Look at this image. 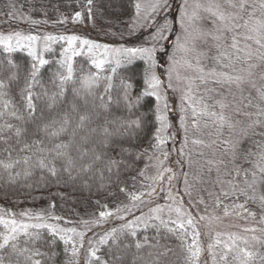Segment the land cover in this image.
<instances>
[{
	"label": "snow or ice",
	"instance_id": "1",
	"mask_svg": "<svg viewBox=\"0 0 264 264\" xmlns=\"http://www.w3.org/2000/svg\"><path fill=\"white\" fill-rule=\"evenodd\" d=\"M246 2L247 0H241L237 5L232 0H225L229 7H239L241 10L246 7ZM259 6L264 9V0H260ZM85 7L89 17H91L92 0H87ZM167 7V0H156L151 10L158 12ZM135 8L137 15H139L141 5L136 3ZM201 8L212 18L213 23V29L203 31L201 35L205 38L211 37L212 40L216 41L215 47L218 50V55L213 59L218 63L221 59L229 60V64L222 65V67L230 68V71L217 72L213 68L205 72L204 67L200 64V58L206 53L200 52L195 57L196 71L200 73L196 78L202 83L207 79H212L217 84L227 85L229 89L235 86L241 91L243 90L242 86L246 83L255 87L253 83L255 70L264 65V51H261L264 49V42L259 38L255 39V44L259 46L256 50H253L249 44L240 47L237 39L238 34H236L231 36L230 45L224 44L226 33L247 27L248 21H245L244 25L235 23L239 17L235 13L225 12L221 8L219 0H208L206 6L196 4V10L191 15L187 13L185 6L181 5V26H184L185 19L190 24L200 20L198 10ZM249 15L252 14L249 13ZM80 17L81 12L77 11L74 13L73 19L78 20ZM31 23L36 24L39 21L32 20ZM258 23L260 22L258 21ZM261 26L264 27V24ZM169 28L170 22L165 21L164 25H161L150 39L153 41L163 39L164 31ZM249 31L258 32V29L253 27ZM244 39L251 40L253 37L245 36ZM39 40H41L40 36L24 35L20 32L7 35L0 34V47H2L3 53L7 54L5 58L0 59V153L6 154L4 158L0 159V169L9 173L10 182H14L16 177L20 175V172H16L13 176L10 170L19 165L24 166L23 174L25 177L31 176L34 170H40L42 179L44 178L43 174H47L57 178V182H59L58 178L61 174H67L69 180H76L88 176L89 173H102L105 170L111 173L113 169L118 171L125 158L135 150L145 127L143 114H138L137 110L141 98L146 95L156 98V120L160 122V127L156 128L153 134L157 141L153 147L159 148L165 142L164 138L160 136L162 130L168 126L166 118L161 114L159 103L162 100L159 91L162 81L154 71H150L155 67L154 47L112 49L107 45L82 39L76 35H45L43 37L45 50H48L50 42L60 40L67 43V47L62 50V58L55 61L58 67L50 71V75L45 81L42 68L50 62L37 53L36 43ZM77 43L79 49L75 47ZM186 45L187 41L180 43V38H177V48L186 52L194 51L193 48H188ZM85 48L90 57L91 65L98 71L82 75L79 80V87H71L77 83L72 58L83 54L82 50ZM229 48L232 50L231 52L227 51ZM24 49L27 50V55L31 57V62L27 67L10 58L12 53ZM100 50H103L102 58ZM138 58L144 60L147 65L144 80L146 87L140 95L133 97L131 77H121L118 85L114 84V78L122 64L130 65ZM254 58L260 63H253ZM237 63L243 66L237 68L235 66ZM105 65L110 66L111 72L106 76H101L100 71L105 69ZM188 66L193 67L191 62L188 63ZM169 75L171 76V70ZM261 79H264V72H261ZM102 80L105 82L104 91L97 92L96 89ZM191 84L192 81L189 82L188 92H191ZM37 87L40 88V91H35ZM69 88H71V97H69ZM209 91L213 90L210 89ZM257 91L260 93V100L264 101V92L259 89ZM17 96L19 99H16ZM188 98L187 94L182 97L183 100ZM250 103L251 101H249ZM216 104L219 105V112L209 111L207 104L199 110L193 107V117L207 116L219 129L222 130L225 126L232 129L234 124L231 117L224 111L228 105L223 101H216ZM243 115L248 117L255 115L257 117L255 121L249 124V127H254L261 123L259 118L264 116V109L258 106L256 113H243ZM184 119L185 117L181 116V120ZM195 123L196 121L193 120L194 125ZM194 142L201 143V141ZM223 143L227 145L229 141L225 140ZM13 153H16L15 157ZM139 155L137 153L138 157ZM164 155L167 156V153ZM262 159H264V153H262ZM259 170L264 173V167ZM139 175H144L143 170ZM252 175L254 179L252 183L247 184V187L255 193L254 185L258 181L255 179L256 173L253 172ZM156 178L153 177L152 179ZM168 179L171 180L172 177H168ZM83 183L88 186L87 180H84ZM103 189H105V185L100 184L97 193L100 194ZM120 191H125V189L121 188ZM239 192L250 200L258 198L264 207V195L259 197L255 194L248 196L246 189H239ZM131 199L137 201L140 196L131 194ZM97 203L100 202L97 201ZM106 207L107 205H101L102 210L99 211L95 220L81 221L85 228L89 224L102 223L109 217L119 216L121 211L127 212L129 210L125 206L123 209L117 207L114 212H111L103 210ZM235 207L244 208V205L238 204ZM150 211L153 216L149 219L160 220L161 224L167 226V223L157 215L160 211L159 207ZM175 211L179 216L185 215L180 208H176ZM225 214H227V209H225ZM249 214L255 215L254 213ZM25 217L27 221L35 220L37 222H26ZM49 217L59 219L53 217L51 213L45 216L39 212L33 214L31 210L21 212L20 218L17 219L15 214L10 211L0 209V226H2V230H0V264H5V257H7V264H46V261L54 264L58 255L54 250L57 240L63 242L65 254L76 258L75 264H79L81 248L77 246L76 237L82 241L85 238L84 232H78L76 228H62L57 224L45 223L44 221ZM204 218L203 216L200 217L201 220ZM120 219L123 220L124 217L121 216ZM261 222L264 223V217L261 218ZM140 223H147L143 219V215L136 217L135 221L129 220L126 223H121L119 227L112 228L100 235L98 240H89V247L83 264H137L138 261H143V264H161L160 257L167 255L170 248L160 245L159 240L156 244H148V237H145L143 243L139 240L134 245L127 242V236L136 237V228L139 227ZM172 223L176 227L169 228V232L175 233L177 230H183L178 238L181 239L182 247L187 253L185 256L186 264H197L203 251L198 243L200 233L188 232L186 229V225L194 227L193 217L188 213L186 220L172 221ZM44 231L48 233L50 239L45 238ZM245 231L255 232L256 229H245ZM186 236L192 237L191 243H187ZM236 239H240V237L233 239V245L225 246L227 251L220 255L219 259L226 261L231 252L234 253L233 261L235 264H252L257 259L258 253L249 250L247 247L236 246ZM251 239L257 243H264L257 236H252ZM216 243L218 244L219 240ZM245 244H247V240H245ZM101 246H107L108 251L104 254H98L101 252ZM145 246L150 249L147 254L150 259L139 255ZM132 247L136 249V252L132 253L131 260H128L127 255ZM42 248L48 250L44 251ZM159 248H163L164 251H152V249ZM213 248V244L207 245V251L211 255L212 262L216 264ZM259 260L264 264V255H259ZM64 264H74V262L66 260Z\"/></svg>",
	"mask_w": 264,
	"mask_h": 264
},
{
	"label": "rangeland",
	"instance_id": "2",
	"mask_svg": "<svg viewBox=\"0 0 264 264\" xmlns=\"http://www.w3.org/2000/svg\"><path fill=\"white\" fill-rule=\"evenodd\" d=\"M155 2L156 0H135V4L139 3L141 5V10L139 15H137L136 8L134 7L133 16L126 31L127 34H131L133 31L142 27H147L160 14L166 12L171 7L174 9L173 21H170V28L167 29L164 38L165 42H170L166 55L165 57L160 56V61L158 62L156 57H154L155 67L150 69V71H154L157 75L156 64L163 63L165 79L160 85L159 91L162 100L159 103L161 114L166 118L168 126L160 133V136L164 138L165 142L157 148V152H154L144 171V176L148 177L146 179L149 185L148 201L155 202L160 198L162 203L154 208L159 207L160 211L157 215L160 216V219L166 220V222H172L174 220L183 221L187 219L188 213L191 214L194 220V227L186 225V229L188 232L196 231L200 233L198 243L203 249L197 264H213L211 255L207 251V245L210 243L214 245L213 252L216 255V264H235L233 261L234 253L231 252L228 254L226 261L219 259L220 255L227 251L225 246L233 245V239L235 237H240V239L235 240L236 246L247 247L249 250L258 253L257 259L252 264H262L259 260V255H264V243H257L251 238L252 236H257L261 241H264V231H261V229H264V223L261 222V218L264 217V207H262L258 198L256 200H250L240 194L239 189H246L248 196L255 194L259 197L260 195H264V173H261L259 170L264 166L260 162V159H257V163L245 171L243 170V166L236 163L235 160L237 148L241 142L251 133L259 131L264 124V116H261L259 118L261 121L259 125L249 127V124L255 121L257 117L255 115L251 117L243 115V113H256L258 106L264 109V101L260 100V93L257 91L259 89L261 92H264V79H261V72H264V65H261L260 68L255 70V76L253 77L255 87L252 84L246 83L242 86V91L236 89L235 86L229 89L227 85L222 86L212 79H207L202 83L196 78L200 75L195 67L197 53H206L205 56L200 58V64L204 67L205 72L213 68L217 72L230 71V68L222 67V65L229 64V60L221 59L218 63L213 59L218 55V50L215 47L216 41L212 40L211 37L205 38L201 35L203 31L213 29L212 18L203 11V8L198 10L201 17L200 20L190 24L185 19L184 26H181V5H184L187 13L191 15L196 10V4L206 6L208 0H167L168 7L166 9L153 12L151 8ZM232 2L239 5L241 0H232ZM219 3L225 12L235 13L239 17L235 23L244 25V22L248 21L247 27H241L235 29L234 32L226 33L224 44L230 45L232 42L231 36L238 34L237 39L240 47L249 44L253 50H256L259 46L255 44V39L259 38L264 42V27L261 26L264 24V9H261L259 6L260 0H247L246 7L243 10L239 9V7H229L225 3V0H219ZM9 8L8 15L0 11V23L8 20L17 26H29L33 24L31 21L35 20V18L29 15L31 10L30 2H28L26 9L24 7L19 9L17 7ZM249 13L252 15L250 16ZM2 16H6L7 18L4 19ZM33 27L35 30L33 28L30 33L25 30H19L18 32L24 35L32 34L40 36L41 40L37 41L36 48L37 53L42 55L45 50L43 37L49 34H44L43 36L40 31H37V28L40 27L38 23ZM253 27L257 28L258 32L249 31ZM0 34L7 35L10 33L0 32ZM245 36H252L253 39L245 40ZM178 37L180 38V43L187 41L186 46L193 48L194 51L186 52L183 49L177 48ZM80 38L87 39L84 37ZM163 46L161 45L160 48H164ZM66 47L67 43L65 44ZM75 47L79 49V44L77 43ZM108 47L112 49L120 47L129 48L122 45ZM100 51L102 58L103 50ZM227 51L231 52L232 50L229 48ZM261 51H264V49H261ZM82 53L87 54V49H83ZM75 57L72 58L73 63ZM189 62H191L193 67L188 66ZM252 62L260 63L255 58ZM235 66L239 68L243 65L237 63ZM170 70L171 76L169 75ZM190 81H192L191 92H188L187 89ZM210 89L213 91H209ZM186 94L189 98L183 100L182 97ZM216 101H223L228 105L224 111L225 114L231 117L234 124L232 129L227 128V126L222 130L219 129L212 123V119L207 116L200 115L193 117V107L199 110L205 104L209 106V111L219 112L220 108L216 104ZM249 101H251L250 104ZM181 116L185 117L183 121L181 120ZM193 120L196 121L195 125L193 124ZM173 123L175 127H172ZM158 127H160V122H158ZM170 128H173L171 132H169ZM219 140L221 141L220 147L225 151L220 155L221 163L218 165L233 170L234 175L229 182H220L217 179H211V181L206 182V169L198 160L206 158L213 163L214 145L215 148L219 146L217 143ZM225 140L229 141L227 145L223 143ZM194 141H201V143H195ZM164 153H167V156ZM206 153L208 156L205 155ZM198 165L201 166L199 167ZM189 166H192V172L198 173V175L193 176V179L192 172L188 174L186 169ZM253 172L256 173L255 179L258 181L254 185L255 193L247 187V184L252 183L254 179ZM153 177L157 178L152 179ZM168 177H172V179L169 180ZM205 182L209 184L206 187L202 186L204 191L196 188L197 186L204 185ZM225 193H228V195H225ZM216 195H219L221 200H217L216 198L212 202V199ZM224 197H231V199L226 200ZM238 204H243L244 208L235 207ZM176 208H180L181 212L185 213V215L179 216L175 211ZM225 209H227V214H225ZM25 210H31L33 214L41 213L40 210L29 208L7 209V211L15 214L17 219L20 218V213ZM249 213H254L255 215H250ZM151 216H153V213L150 211L146 219H149ZM202 216L205 217L203 220L200 219ZM24 219L29 223L37 222L35 220L27 221L26 217ZM252 228H255L256 231H245V229ZM185 240L187 243H191L192 237L186 236ZM217 240H219L218 244L216 243ZM245 240H247V244H245Z\"/></svg>",
	"mask_w": 264,
	"mask_h": 264
},
{
	"label": "trees",
	"instance_id": "3",
	"mask_svg": "<svg viewBox=\"0 0 264 264\" xmlns=\"http://www.w3.org/2000/svg\"><path fill=\"white\" fill-rule=\"evenodd\" d=\"M28 2H30L31 8L29 15L39 21L38 26L40 24V27L37 28V31H40L43 36L44 34L54 36L76 35L107 46H152L155 48L157 62L160 61V56L165 57L166 55L170 43L164 41L167 30L163 33V39L153 41L150 37L157 32L161 25H164L165 21H173V7L156 17L151 25L133 31L131 34H127L126 31L134 13L135 0H92L91 17H89L88 10L85 7L87 0H0L2 9L0 11L8 15L9 7H17L18 9L24 7L26 9ZM77 11L81 12L80 19L72 20L74 13ZM2 17L4 19L7 18L6 16ZM34 25L17 26L13 22L5 20L0 23V32L14 33L19 30H25L30 33ZM65 44V41L57 40L49 45L48 50H44L42 56L50 62L42 68L45 81H47L50 71L58 67L55 61H59L62 58L61 53L63 48H65ZM161 45H164V48H160ZM6 56L7 54H4L2 47H0V59ZM10 58L24 67H27L31 62V57L27 55V50L25 49L17 50L11 54ZM156 65L157 75L164 82L163 63ZM73 67L77 83L71 87H79V80L82 75L98 71L91 65L88 54L77 55ZM146 67L144 60L139 58L130 65L122 64L121 68L118 69L117 76L114 78V84L118 85L121 77H131V83L133 84L132 96L140 95L146 87L144 83ZM110 72V66L105 65V69L100 71V75L106 76ZM104 83L103 80L99 83L96 89L97 92L104 91ZM35 91H40V88L37 87ZM68 92L69 97H71V88L68 89ZM16 99H19V97L17 96ZM155 108L156 99L154 96L146 95L141 98L137 112L138 114H143L145 127L135 150L125 158L118 171L113 169L111 173L106 170L102 173H89L88 176L77 178L76 180H69L67 174H61L58 178L59 182H57V178L47 174H43L44 178L42 179L40 170H34L31 176L25 177L23 174L24 166L19 165L10 170L13 176H15L16 172H20L15 181L10 182L9 173L0 169V209H37L45 216L51 213L53 217L59 218L53 219L49 217L44 221L45 223L57 224L62 228H76L78 232H84L85 238L82 241L79 237H76L77 246L81 248L79 264H83L86 258L89 240H98L100 235L110 231L112 228L119 227L121 223H126L129 220L135 221L136 217L143 215V219L147 223H140L139 227L136 228V237L127 236V242L134 245L139 240L143 243L145 237H148V244H156L157 240H159L160 245L170 248L167 255L160 257L161 264H186L185 256L187 253L182 247L181 239L178 238L181 235V230H177L175 233L169 232V228L176 227L172 222H166L165 220L167 223V226H165V224L160 223V220L146 219L150 210L162 203L160 198L155 202L148 201L149 185L145 176L139 175L141 170L144 172L147 168L146 166L154 152H157V148L153 147L157 143L153 134L158 128ZM172 127H175L174 123ZM172 130L173 128H170L169 132ZM220 142V140L217 142L219 146H216V148L214 145V161L211 159L213 163L206 158L198 160L206 169V182L211 181V179L229 182L233 178V170L218 165L221 163L220 155L225 151L220 147ZM137 153L140 154L139 157ZM262 153H264V124L259 131L251 133L241 142L237 148L235 161L243 166V170L252 168L257 163V159H260L264 166ZM15 155L16 153H13L14 157ZM205 155L208 156L207 153ZM5 156V153H0V159ZM198 166L200 167L201 165ZM191 168L192 166L186 167L188 174L192 172ZM194 175H198V173L192 172V179ZM84 180H87L88 186L84 185ZM206 182L204 185L197 187L194 183L193 185L204 191L202 186L206 187L209 184ZM100 184H104L105 189L98 194L97 190ZM121 188H124L125 191H120ZM108 193H111V195H108ZM131 194L139 195L140 199L132 201ZM216 198L221 200L220 196L216 195L212 202ZM225 199L229 200L231 197ZM97 201L100 203H97ZM101 205H107L103 210L111 212H114L117 207L123 209L125 206L129 210L127 212L121 211L119 216L109 217L102 223L89 224L85 228L81 221L95 220L99 211L102 210ZM121 216L124 217L123 220L120 219ZM0 230H2V226H0ZM43 234L46 239L51 238L46 231ZM109 243L111 244V241ZM42 250L47 251L48 249L42 248ZM54 250L58 253L54 264H64L66 260H71L75 264L76 258L65 254L62 241L57 240ZM107 251V246H101V252L98 254H104ZM149 251V247L145 246L139 255L147 257ZM152 251L162 252L164 249H152ZM135 252L136 249L132 247L128 252L127 259L131 260V255ZM147 258L150 259V257ZM5 264H7V257H5ZM46 264H53V262L46 261ZM137 264H143V261H138Z\"/></svg>",
	"mask_w": 264,
	"mask_h": 264
}]
</instances>
